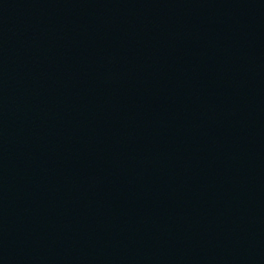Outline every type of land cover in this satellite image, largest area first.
<instances>
[{
    "label": "water",
    "instance_id": "95a60500",
    "mask_svg": "<svg viewBox=\"0 0 264 264\" xmlns=\"http://www.w3.org/2000/svg\"><path fill=\"white\" fill-rule=\"evenodd\" d=\"M0 264H264V0H0Z\"/></svg>",
    "mask_w": 264,
    "mask_h": 264
}]
</instances>
